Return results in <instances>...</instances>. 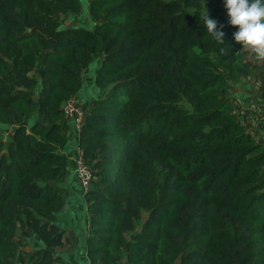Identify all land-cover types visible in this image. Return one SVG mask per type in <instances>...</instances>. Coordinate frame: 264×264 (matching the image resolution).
Returning a JSON list of instances; mask_svg holds the SVG:
<instances>
[{
    "label": "trees",
    "instance_id": "1",
    "mask_svg": "<svg viewBox=\"0 0 264 264\" xmlns=\"http://www.w3.org/2000/svg\"><path fill=\"white\" fill-rule=\"evenodd\" d=\"M83 6L0 0V264H66L73 190L57 183L78 152L86 264H264V130L235 99L260 60L224 0H89L92 29H62ZM95 63L98 93L80 101Z\"/></svg>",
    "mask_w": 264,
    "mask_h": 264
},
{
    "label": "clouds",
    "instance_id": "2",
    "mask_svg": "<svg viewBox=\"0 0 264 264\" xmlns=\"http://www.w3.org/2000/svg\"><path fill=\"white\" fill-rule=\"evenodd\" d=\"M229 24L238 26L233 37L242 42L243 48L251 49L257 60H264V0H224ZM207 8V7H206ZM200 18L206 25L207 34L223 45L225 33L218 28L219 21L210 18L208 9ZM223 52V48H221Z\"/></svg>",
    "mask_w": 264,
    "mask_h": 264
},
{
    "label": "crops",
    "instance_id": "3",
    "mask_svg": "<svg viewBox=\"0 0 264 264\" xmlns=\"http://www.w3.org/2000/svg\"><path fill=\"white\" fill-rule=\"evenodd\" d=\"M260 61L264 63V60H260ZM260 61H257L256 64ZM258 67L260 68V73L262 74L261 77L256 78V76H252L249 79L244 80L242 83H240L238 89L235 92V99L237 100V103L241 108V112L244 115V117H246L247 120H250L253 127L260 126V128L262 129L261 131H263L264 130V126H263L264 125V64L258 65ZM70 147H72L71 144H69L68 149H70ZM68 175L69 174H67V176L63 180L69 188L66 187L63 189L69 191V190H73L72 188L73 186L79 187V182L74 184L71 180V176H69V179L66 180ZM72 192L73 194L71 195H76L77 193L74 191ZM69 207L72 206L67 205V208L64 211V214L62 215L61 222L69 226L68 228L66 227L65 229H68L70 232L74 233L79 243L80 238L77 233L78 231L75 232L71 228V225L75 224L76 218L75 217L73 218L72 215L70 214L71 210L73 209ZM79 248L80 247L76 246L72 251L59 249L57 253L64 258L66 264H86L87 263L86 247L82 249L81 252H79L80 251Z\"/></svg>",
    "mask_w": 264,
    "mask_h": 264
},
{
    "label": "rangeland",
    "instance_id": "4",
    "mask_svg": "<svg viewBox=\"0 0 264 264\" xmlns=\"http://www.w3.org/2000/svg\"><path fill=\"white\" fill-rule=\"evenodd\" d=\"M82 3L84 4L83 6V10H82V13L80 15H73L72 13L68 14L65 19L63 20L62 22V26L61 28L62 29H66V28H70V27H81V25L85 28V29H92L93 27V23H92V19H91V16H90V8H89V0H81ZM258 65H262L264 64L262 61L258 62L257 63ZM99 66V63H95L85 74V85H84V88H83V91L81 93V99L80 101H89L91 100L92 98H94L96 95H97V89L95 87V84H94V78H95V75H96V70ZM2 129H5L4 127H0V136L3 135L2 134ZM5 136V139L7 138V135H4ZM263 137H264V131H263ZM116 170V168H110V174L114 173ZM68 177L66 178V180L69 179V176H71V180L74 184L78 183L77 181V177L75 175V172L74 170L73 171H70L68 173ZM57 185L60 186V188H66L68 187L65 182H58ZM69 188V187H68ZM73 191L74 192H77L79 194L78 195H71L70 193L67 194V197H68V205L69 206H72V207H69L73 210H71V215L72 217L76 218V222L74 225H71V228L78 233L79 235V243L77 244L79 248V252H81L82 249H84L86 247L85 243H86V236H87V232H86V228H85V224H84V221H85V218L87 216V203L86 201L83 202L82 199L80 200V196H82V190L80 189V187H77V186H73ZM81 194V195H80ZM71 195V196H70ZM77 205V206H76ZM64 214L61 213L59 215V222L58 223L59 225L61 224V226L63 228H68L69 226L63 224L61 222V218H62V215ZM30 248H28L29 250ZM81 254V253H80Z\"/></svg>",
    "mask_w": 264,
    "mask_h": 264
},
{
    "label": "built area",
    "instance_id": "5",
    "mask_svg": "<svg viewBox=\"0 0 264 264\" xmlns=\"http://www.w3.org/2000/svg\"><path fill=\"white\" fill-rule=\"evenodd\" d=\"M64 110L68 117L76 118V126L78 131H80L83 123V112L78 107L77 102L75 100L67 102L64 106ZM74 162L76 165L77 177L82 184L83 189L88 192L93 179V174L90 167L86 164L82 152H78V155L74 158Z\"/></svg>",
    "mask_w": 264,
    "mask_h": 264
}]
</instances>
